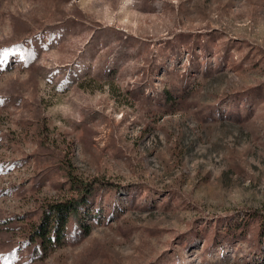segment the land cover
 I'll return each mask as SVG.
<instances>
[{"label": "rangeland", "instance_id": "1", "mask_svg": "<svg viewBox=\"0 0 264 264\" xmlns=\"http://www.w3.org/2000/svg\"><path fill=\"white\" fill-rule=\"evenodd\" d=\"M0 264H264V0H0Z\"/></svg>", "mask_w": 264, "mask_h": 264}, {"label": "trees", "instance_id": "2", "mask_svg": "<svg viewBox=\"0 0 264 264\" xmlns=\"http://www.w3.org/2000/svg\"><path fill=\"white\" fill-rule=\"evenodd\" d=\"M90 191L88 190V184H85L81 186L77 197L52 205L38 226L37 233L42 235L43 229L46 230L49 227L46 233H52V237L56 239L59 231L62 233V228L70 221L71 217L73 215L78 217L81 210L80 207L84 205L83 201L85 202L87 200Z\"/></svg>", "mask_w": 264, "mask_h": 264}, {"label": "bare ground", "instance_id": "3", "mask_svg": "<svg viewBox=\"0 0 264 264\" xmlns=\"http://www.w3.org/2000/svg\"><path fill=\"white\" fill-rule=\"evenodd\" d=\"M202 27V26H201Z\"/></svg>", "mask_w": 264, "mask_h": 264}]
</instances>
